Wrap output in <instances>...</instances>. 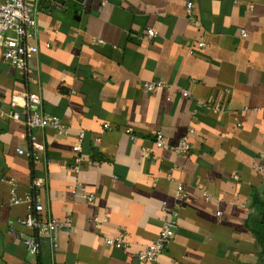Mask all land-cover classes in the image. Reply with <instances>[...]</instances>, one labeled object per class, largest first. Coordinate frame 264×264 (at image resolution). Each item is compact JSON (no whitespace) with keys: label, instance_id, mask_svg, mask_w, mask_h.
Returning a JSON list of instances; mask_svg holds the SVG:
<instances>
[{"label":"crops","instance_id":"obj_1","mask_svg":"<svg viewBox=\"0 0 264 264\" xmlns=\"http://www.w3.org/2000/svg\"><path fill=\"white\" fill-rule=\"evenodd\" d=\"M50 1L29 0L30 76L0 61V264H149L136 255L172 214L158 264H262L253 196L264 192V0H191L197 24L187 0H69L42 13ZM145 82L165 87L149 93ZM14 92L38 95L67 134L10 119ZM183 138L190 150L178 155ZM8 180L21 198L41 180L39 217L70 227L52 241L19 224L28 211L9 203ZM120 235L126 249L106 245Z\"/></svg>","mask_w":264,"mask_h":264},{"label":"built area","instance_id":"obj_2","mask_svg":"<svg viewBox=\"0 0 264 264\" xmlns=\"http://www.w3.org/2000/svg\"><path fill=\"white\" fill-rule=\"evenodd\" d=\"M106 0H101L103 5ZM69 6V0H51L49 5L45 8H41V12L47 15L51 14L52 10L63 11ZM252 10L253 7L249 6ZM36 12L37 8L29 4V0H0V61L4 64L11 66L17 73L30 76L31 70L28 67V59L31 58L37 52L34 46H30L25 41L34 38V30L36 28ZM193 2L187 0L185 3V15L192 22L197 24V20L193 18ZM146 37L148 39H154L157 36V32L152 29L146 30ZM242 38L246 37L244 30L240 31ZM205 47L203 42H198L196 49H190L191 55L197 54L196 50L200 51ZM143 89L146 92H153L157 89L164 88L163 82H145ZM183 97H187L186 91L182 92ZM9 106L13 109L9 114L10 119L20 121L25 126L27 132L33 130L51 129L58 135H66L68 130L60 120L52 115L44 113L41 109V99L34 93H17L14 92L11 95ZM210 111L218 113L220 108L210 107ZM126 133L130 134L128 130ZM133 138L132 135H130ZM31 149L34 152L43 151V146L37 143L30 135ZM79 138H82L80 134ZM154 144L157 149H166L168 145L165 143L161 132H156L154 136ZM190 146L186 138L181 139L178 144L173 147V151L178 155H185L189 152ZM17 154L22 155L23 152L18 150ZM148 152L144 151V157H150ZM76 161H79L78 159ZM11 205H19L21 203L26 204L27 215L25 218L20 219L18 222L22 226L32 230L35 236H44L54 241L57 233L62 229H68L70 227V221L65 219L63 221L51 219L43 221L39 217V212L42 210L37 197L34 195L33 190L36 186L42 184V181H35L30 190L25 193L24 197L18 196V185L14 180H8ZM88 202L94 200L92 194L85 196ZM220 214L217 213V216ZM173 218L175 214H172ZM163 222L161 230L157 238L137 253L136 258L139 261L158 264V259L165 249L166 245L171 241L174 236V219ZM98 219L94 218L93 222L98 223ZM105 221V218H103ZM107 246H113L117 249H126L128 243L125 235H120L114 239L105 238ZM25 247L29 254L36 255L38 252V244L35 237L28 238L24 242Z\"/></svg>","mask_w":264,"mask_h":264},{"label":"trees","instance_id":"obj_3","mask_svg":"<svg viewBox=\"0 0 264 264\" xmlns=\"http://www.w3.org/2000/svg\"><path fill=\"white\" fill-rule=\"evenodd\" d=\"M253 206L260 212V221L258 222L257 229L255 230V235L258 239L261 250L259 259L262 264H264V192L262 198L253 196Z\"/></svg>","mask_w":264,"mask_h":264}]
</instances>
